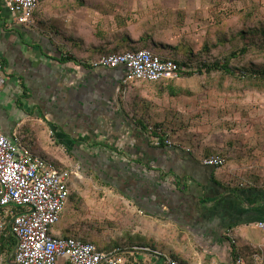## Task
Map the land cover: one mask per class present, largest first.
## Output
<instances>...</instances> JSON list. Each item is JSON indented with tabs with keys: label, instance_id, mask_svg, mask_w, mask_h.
<instances>
[{
	"label": "crops",
	"instance_id": "0c3cea01",
	"mask_svg": "<svg viewBox=\"0 0 264 264\" xmlns=\"http://www.w3.org/2000/svg\"><path fill=\"white\" fill-rule=\"evenodd\" d=\"M168 2L136 1L143 11ZM80 4L41 0L33 25L24 26L0 0V131L58 171L73 173L52 236L119 250L130 264H167L155 252L180 264H227L238 257L264 264V231L256 227L264 221V132L258 138L252 130L206 123L215 111L194 123L200 111L170 94L188 81L124 86V68H91L115 32L96 29ZM149 28L141 24L128 34L135 41L156 35ZM149 127H161L188 151L155 147ZM214 156L225 166L201 164Z\"/></svg>",
	"mask_w": 264,
	"mask_h": 264
},
{
	"label": "built area",
	"instance_id": "2783aa9c",
	"mask_svg": "<svg viewBox=\"0 0 264 264\" xmlns=\"http://www.w3.org/2000/svg\"><path fill=\"white\" fill-rule=\"evenodd\" d=\"M41 0H3L11 19L24 26L34 23V11ZM93 69L124 68L123 85L137 82L176 80L182 68L171 60L153 55L148 50L110 54L89 63ZM5 81L4 65L0 62V86ZM155 147L182 148L169 138V132L149 127ZM188 151V150H185ZM203 166L222 168V156L205 158ZM72 171L60 172L34 154L15 137L0 131V231L8 228L15 240V264H130L119 250L99 251L94 245L74 238L52 236L51 228L59 221L70 196L69 179ZM75 175V174H74ZM77 175V174H76ZM75 175V176H76ZM4 212V214H3ZM264 231V221L256 224ZM167 264H180L161 253ZM207 264H215L213 262ZM227 264H245L240 257Z\"/></svg>",
	"mask_w": 264,
	"mask_h": 264
},
{
	"label": "rangeland",
	"instance_id": "374dc122",
	"mask_svg": "<svg viewBox=\"0 0 264 264\" xmlns=\"http://www.w3.org/2000/svg\"><path fill=\"white\" fill-rule=\"evenodd\" d=\"M136 1L86 0L83 11L91 15L96 29L132 33L133 29L147 23L150 25L147 31L155 33L157 41L173 46L186 44L194 54L200 52L213 27L225 26L224 23L233 25L240 22L243 15L251 16L254 22L264 19V0H171L177 1L173 6L179 8L177 12L171 10V14L164 10L169 8L167 4L160 5L157 11L154 7L143 11ZM155 52L166 54L163 50ZM180 79L189 82L183 89L187 94L183 96L194 105L195 112L200 111L193 116L192 120L198 121L194 123H201L204 112L215 111V116L206 123L252 130L258 138V134L264 132V91L241 83L228 86L225 76L180 75ZM4 261L5 257L0 256V264Z\"/></svg>",
	"mask_w": 264,
	"mask_h": 264
},
{
	"label": "trees",
	"instance_id": "16d2710c",
	"mask_svg": "<svg viewBox=\"0 0 264 264\" xmlns=\"http://www.w3.org/2000/svg\"><path fill=\"white\" fill-rule=\"evenodd\" d=\"M173 2L169 0V4L164 5L173 7ZM85 3L81 0L80 6L83 7ZM239 20L240 22L233 25L224 23L225 26L220 24L213 27L197 54H194L186 44L172 46L161 43L153 34L143 33L135 41L127 31H121L115 33L113 43L104 56L145 49L155 56L175 62L183 70L181 75L188 77L198 75L204 78L225 76L228 86L241 83L252 89L264 91V19L254 22L251 16L243 15ZM156 50H163L166 54L160 55L155 52ZM170 94L183 96L187 93L179 87H173ZM81 240L102 251L96 244ZM14 246L15 240L5 228L3 232H0V254L5 257L4 264H11L13 257L9 260L10 263L7 262V258Z\"/></svg>",
	"mask_w": 264,
	"mask_h": 264
}]
</instances>
